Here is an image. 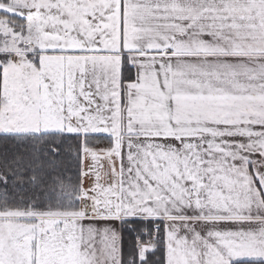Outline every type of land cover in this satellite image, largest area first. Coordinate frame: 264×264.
I'll return each instance as SVG.
<instances>
[{
  "label": "snow or ice",
  "instance_id": "snow-or-ice-1",
  "mask_svg": "<svg viewBox=\"0 0 264 264\" xmlns=\"http://www.w3.org/2000/svg\"><path fill=\"white\" fill-rule=\"evenodd\" d=\"M0 264H264V0H0Z\"/></svg>",
  "mask_w": 264,
  "mask_h": 264
},
{
  "label": "trees",
  "instance_id": "trees-1",
  "mask_svg": "<svg viewBox=\"0 0 264 264\" xmlns=\"http://www.w3.org/2000/svg\"><path fill=\"white\" fill-rule=\"evenodd\" d=\"M125 247L127 248V240L125 241Z\"/></svg>",
  "mask_w": 264,
  "mask_h": 264
}]
</instances>
